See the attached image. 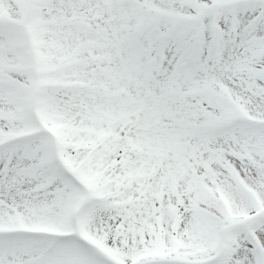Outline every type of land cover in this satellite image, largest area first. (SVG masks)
<instances>
[{
	"label": "snow or ice",
	"instance_id": "6c2138e0",
	"mask_svg": "<svg viewBox=\"0 0 264 264\" xmlns=\"http://www.w3.org/2000/svg\"><path fill=\"white\" fill-rule=\"evenodd\" d=\"M0 264H264V0H0Z\"/></svg>",
	"mask_w": 264,
	"mask_h": 264
}]
</instances>
